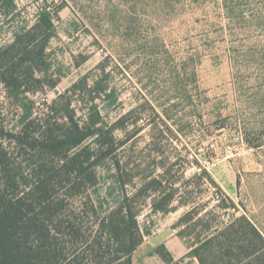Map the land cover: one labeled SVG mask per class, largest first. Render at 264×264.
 <instances>
[{
	"label": "rangeland",
	"instance_id": "1",
	"mask_svg": "<svg viewBox=\"0 0 264 264\" xmlns=\"http://www.w3.org/2000/svg\"><path fill=\"white\" fill-rule=\"evenodd\" d=\"M16 2L14 21L0 17V46L42 13L54 30L37 62L47 72L44 89L17 99L0 81V122L18 126L24 101L37 121L55 115L63 125L62 104L81 122L97 113L118 146L105 157L101 138L87 143L99 153L103 176L119 162L138 189L163 168L184 184L206 169L238 204L237 216L248 215L264 234V0ZM216 190L202 182L194 197L207 202ZM158 196L140 202L150 236L133 264H165L155 254L163 244L176 260L188 254L178 236L188 208L176 202L170 214L154 213Z\"/></svg>",
	"mask_w": 264,
	"mask_h": 264
},
{
	"label": "trees",
	"instance_id": "2",
	"mask_svg": "<svg viewBox=\"0 0 264 264\" xmlns=\"http://www.w3.org/2000/svg\"><path fill=\"white\" fill-rule=\"evenodd\" d=\"M18 15L16 0H0L1 18L14 21ZM52 30V17L42 13L35 26L14 28V41L0 46V81L11 96L44 89L47 72L37 62L46 58ZM68 107L56 110L68 112L63 125L55 115L33 119L26 101L18 126L0 122V264H133L150 236L141 227L139 205L156 194L154 213L170 214L176 202L188 208L178 222L188 254L176 260L160 245L155 254L165 264H264V234L248 215L237 216L238 204L206 169L184 184L171 182L163 168L138 189L119 162L114 174L103 176L99 153L87 143L101 138L105 157L112 156L118 147L113 132L104 131L99 114L81 122ZM202 182L217 189L203 203L194 197ZM211 202L217 204L210 209Z\"/></svg>",
	"mask_w": 264,
	"mask_h": 264
}]
</instances>
